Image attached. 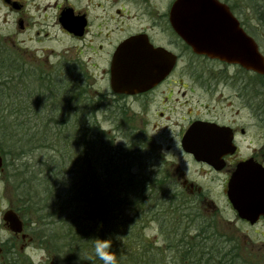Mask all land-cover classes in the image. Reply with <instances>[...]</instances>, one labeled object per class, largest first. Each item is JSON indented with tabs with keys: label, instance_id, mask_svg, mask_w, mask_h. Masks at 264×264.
<instances>
[{
	"label": "flooded vegetation",
	"instance_id": "obj_1",
	"mask_svg": "<svg viewBox=\"0 0 264 264\" xmlns=\"http://www.w3.org/2000/svg\"><path fill=\"white\" fill-rule=\"evenodd\" d=\"M176 1L0 0V17L13 25L0 35L1 53L16 59L17 65L8 70L17 72L23 81L27 118L96 115L97 127L106 132L97 119L100 115L113 122L108 135L135 127V120L139 129H130L129 139L141 160L138 166H142L146 192L165 206L190 203L195 219L226 239L214 221L220 214L216 206L221 197L224 208L240 224L249 253H257L262 260L264 214L252 221L240 218L228 192L231 176L240 165L244 166L242 176L250 177L248 186L264 184V94L254 96L249 81L233 68L250 71L192 50L170 20ZM217 2L227 5L226 0ZM56 38L64 40L65 52L77 53L79 58L72 55L63 62L41 64L35 57L55 54ZM149 62L156 63V68L147 70ZM202 62L205 67L199 65ZM47 78L52 105L46 107L41 83ZM203 92L209 105L199 108H205L209 116L189 109V96ZM213 108L215 115L209 113ZM196 123H203L206 132L189 138L185 149L184 135ZM149 137L157 141L153 150L147 148ZM176 155L186 158L194 172L181 169L173 159ZM0 156L4 188L0 264H65V256L50 250L55 242L42 233L35 209L20 194L25 185L24 180H14L16 166L1 152ZM122 165L129 168L126 162ZM254 172L260 173L261 180H252ZM7 184L12 185L16 200ZM6 193L10 203L4 208ZM256 202L264 210V194ZM242 204L248 208L246 200ZM41 250L46 255L39 257Z\"/></svg>",
	"mask_w": 264,
	"mask_h": 264
},
{
	"label": "trees",
	"instance_id": "obj_2",
	"mask_svg": "<svg viewBox=\"0 0 264 264\" xmlns=\"http://www.w3.org/2000/svg\"><path fill=\"white\" fill-rule=\"evenodd\" d=\"M243 6L262 30L246 31L264 41V0H243ZM7 57L0 49V152L16 166L14 180H24L20 194L55 242L50 250L66 257L62 263L103 264L94 251L98 238L111 241L117 264H252L234 241L199 223L190 203L165 206L146 192L142 166L127 172L128 154L99 130L96 115L27 118L23 81L8 70L16 59ZM258 79L264 94V76ZM41 85L45 106L52 105L50 79ZM35 153L45 158L30 161ZM151 226L154 237L146 234Z\"/></svg>",
	"mask_w": 264,
	"mask_h": 264
},
{
	"label": "water",
	"instance_id": "obj_3",
	"mask_svg": "<svg viewBox=\"0 0 264 264\" xmlns=\"http://www.w3.org/2000/svg\"><path fill=\"white\" fill-rule=\"evenodd\" d=\"M173 9L170 17L173 28L193 51L206 54L210 59L238 64L244 70L264 74V56L255 40L239 26L228 7L216 0H177ZM140 65L138 63L136 66ZM145 66L147 70L155 69L156 63L149 62ZM205 132L203 123H196L185 133L183 148L187 149L185 145L189 138L203 136ZM1 162L0 156V166ZM243 168L240 165L231 176L228 194L238 216L252 221L264 214L256 202L264 194V184L255 182L248 186L250 177L242 176ZM252 178L253 181L261 180L262 176L254 172ZM243 199L248 202L247 209L242 204Z\"/></svg>",
	"mask_w": 264,
	"mask_h": 264
},
{
	"label": "rangeland",
	"instance_id": "obj_4",
	"mask_svg": "<svg viewBox=\"0 0 264 264\" xmlns=\"http://www.w3.org/2000/svg\"><path fill=\"white\" fill-rule=\"evenodd\" d=\"M227 3L232 7V11H234V15L239 19L242 27H244L246 30L252 32L251 30H255V32L253 34L257 35V33H261L262 30L259 29L258 27V23L256 21V16H254V14L251 13L250 11H246L245 10V6H243V0H226ZM3 13H0V16ZM9 27H11V30L13 29V25L11 24V22L9 21L8 23L3 22L2 17H0V35L2 34H6L8 32ZM251 29V30H250ZM259 29V31H258ZM251 35V34H250ZM253 38V37H252ZM257 41V44L259 45V48H261L262 53L264 54V48L262 47V44H264V41L259 40L257 38H253ZM56 41H53L52 46L54 47V49H56L55 54H52L50 56H42V57H35L38 61H41L40 63H44L47 65L52 64L54 61L56 62H63L65 61V59H69L72 55L75 56V58H79L77 53H69V52H65L66 51V46H65V42L63 39L60 38H56ZM32 47H35L36 44L35 42H31L30 43ZM51 46V47H52ZM72 58V57H71ZM201 67H205V63L202 62L199 64ZM208 66H210V64H207ZM235 70V73H238L241 75V77L244 78L245 81H249L250 85H251V91L253 93V95H257V93H263L262 91L258 90V84L260 83V80L257 78V76H255L253 73H243L239 70L238 67H234L233 71ZM261 85V84H260ZM192 96H189V109L194 111L197 110L196 113H206L207 111H205V108H199L200 105H202L201 107H204V104L209 105V101L207 99V94L206 93H200L199 95L197 93H193L191 94ZM256 101V100H255ZM209 113L215 115V109L213 108L212 111H209ZM209 116V114H207ZM99 119L103 122V129L107 132L109 130V128L111 127V129L113 128V122L112 124L108 123L105 119H103L102 117H99ZM132 125H135V127L131 128L132 126L127 127L126 129H123V132L117 133L115 135V133L112 131L111 132V136L113 139V145L114 147H116L117 149L123 150L124 153L128 154V158H126V160H123L124 162H126V164L128 165V173H138V164L141 162V160H139L140 158L136 156L135 151L133 150L134 145H132V139H129V133L130 131L134 130L136 132V129H139L136 127V121L133 120ZM132 129V130H130ZM114 130V129H113ZM122 131V130H121ZM117 132V131H116ZM133 132V131H132ZM109 138V137H108ZM149 141L147 142V148L153 150V143H157L155 138H148ZM110 141V140H108ZM135 142H137V140H135ZM127 147L130 150L127 151ZM134 151V152H132ZM130 154V155H129ZM45 156L44 155H40L38 153H35V156H33V160L30 161H36V160H42L44 159ZM174 161L180 163L181 169L187 170V171H191L194 172V169H192L189 166V161L187 162L186 158H180V156L176 155L174 156ZM17 160V159H15ZM24 161V160H23ZM121 161V162H123ZM16 162H20V161H16ZM89 162V161H88ZM120 162V163H121ZM38 169V168H37ZM199 181H204L205 179L203 178H198ZM2 183H1V177H0V197H4V188H2ZM8 188L11 189V196L12 199L16 200V196L15 194L12 193V185L11 184H7ZM8 194L6 193V197L3 198L5 199L4 202L6 201V203L3 205L4 208H6V206L8 205V203H10L6 198H8ZM218 203H217V210H219L220 214H217L218 216H215V222H216V226L217 229L219 231H221L220 233H222L227 240H231L234 241L240 249V252H242V254L245 255V258H247V260H249L250 263L252 264H264V259H260L259 255L257 253H255L253 255V253L251 252V254L248 251V248L245 245L244 242V238L243 236V230L240 228V224L238 222H236L235 220H233L235 217H233L232 213L229 212L228 210H226L223 206V199H221V197L218 198ZM13 200H11L13 202ZM216 201V200H215ZM205 207V208H204ZM204 209L208 208V205L204 206ZM229 221V222H228ZM156 229L154 228V226L148 227L146 229V234H148L151 237H154L156 234ZM249 253V254H248ZM46 252L45 250H41L39 253V257L40 256H45ZM249 258V259H248Z\"/></svg>",
	"mask_w": 264,
	"mask_h": 264
},
{
	"label": "clouds",
	"instance_id": "obj_5",
	"mask_svg": "<svg viewBox=\"0 0 264 264\" xmlns=\"http://www.w3.org/2000/svg\"><path fill=\"white\" fill-rule=\"evenodd\" d=\"M111 241L95 239L94 251L96 257H98L103 264H117L116 255L110 251Z\"/></svg>",
	"mask_w": 264,
	"mask_h": 264
}]
</instances>
